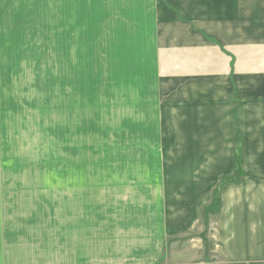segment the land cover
Listing matches in <instances>:
<instances>
[{
    "label": "crops",
    "instance_id": "1",
    "mask_svg": "<svg viewBox=\"0 0 264 264\" xmlns=\"http://www.w3.org/2000/svg\"><path fill=\"white\" fill-rule=\"evenodd\" d=\"M97 21L135 23L128 26L135 36L153 39L145 51L156 65L150 110L166 102L167 116L178 118L170 123L180 134L173 145H183L178 160L158 159L157 194L143 202L145 217L136 213L146 232L120 264H264V0H0L1 38L79 37L81 23ZM1 76L0 68V118ZM236 134L241 177L217 190L211 214L214 189L234 176ZM20 178L0 173V264L26 260L9 245L29 244L26 228L42 231L41 221L22 227L7 205L28 188ZM201 221L202 246L167 248L168 238H185Z\"/></svg>",
    "mask_w": 264,
    "mask_h": 264
},
{
    "label": "rangeland",
    "instance_id": "2",
    "mask_svg": "<svg viewBox=\"0 0 264 264\" xmlns=\"http://www.w3.org/2000/svg\"><path fill=\"white\" fill-rule=\"evenodd\" d=\"M128 26L135 23L84 22L79 37H0V173L28 187L7 205L22 227L42 226L24 229L29 244L9 245L26 258L16 264H120L146 232L138 215L148 214L143 202L159 189L158 159L178 160L183 145H173L180 134L170 123L178 118L167 116L166 102L150 110L156 65L145 53L153 39ZM201 224L168 238L167 248L198 249Z\"/></svg>",
    "mask_w": 264,
    "mask_h": 264
},
{
    "label": "trees",
    "instance_id": "3",
    "mask_svg": "<svg viewBox=\"0 0 264 264\" xmlns=\"http://www.w3.org/2000/svg\"><path fill=\"white\" fill-rule=\"evenodd\" d=\"M239 134L235 135V141H236V145H235V170H234V176L233 177H226L224 179H222L219 184L217 185V187L214 189L213 191V199H212V203L209 207L208 212L211 214H214L217 209H218V203H217V199H218V191L223 185L228 184V183H236L239 181V178L241 177V156H240V147L241 145H239Z\"/></svg>",
    "mask_w": 264,
    "mask_h": 264
}]
</instances>
